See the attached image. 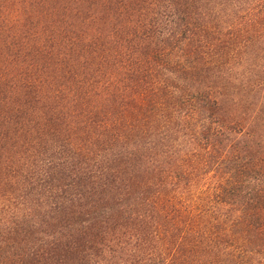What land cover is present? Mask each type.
Segmentation results:
<instances>
[{
    "label": "trees",
    "instance_id": "16d2710c",
    "mask_svg": "<svg viewBox=\"0 0 264 264\" xmlns=\"http://www.w3.org/2000/svg\"><path fill=\"white\" fill-rule=\"evenodd\" d=\"M0 264H264V0H0Z\"/></svg>",
    "mask_w": 264,
    "mask_h": 264
}]
</instances>
